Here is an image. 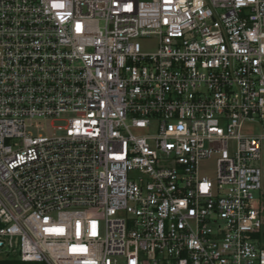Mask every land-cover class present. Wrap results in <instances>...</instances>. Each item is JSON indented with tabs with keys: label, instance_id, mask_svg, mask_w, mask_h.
Here are the masks:
<instances>
[{
	"label": "built area",
	"instance_id": "obj_1",
	"mask_svg": "<svg viewBox=\"0 0 264 264\" xmlns=\"http://www.w3.org/2000/svg\"><path fill=\"white\" fill-rule=\"evenodd\" d=\"M7 258L264 264V0H0Z\"/></svg>",
	"mask_w": 264,
	"mask_h": 264
},
{
	"label": "rangeland",
	"instance_id": "obj_2",
	"mask_svg": "<svg viewBox=\"0 0 264 264\" xmlns=\"http://www.w3.org/2000/svg\"><path fill=\"white\" fill-rule=\"evenodd\" d=\"M141 44L143 46L144 50L147 51H152V50H156L157 48V44H158V39L155 36H150V37H142L140 39ZM38 124H40V126H43V130H41L40 132H42L43 134H47V125L48 122L45 119H39L37 121ZM65 124L64 121H54L53 126L51 125V130L53 132L56 133H60L59 129L57 128L60 125ZM249 131L251 132H257L258 131V126L252 125L250 127H248ZM36 131V130H34ZM218 154H214L213 156H211L208 159H204L201 161L200 163V170L201 173L205 176H208L212 179H215L217 176V158H218Z\"/></svg>",
	"mask_w": 264,
	"mask_h": 264
},
{
	"label": "trees",
	"instance_id": "obj_3",
	"mask_svg": "<svg viewBox=\"0 0 264 264\" xmlns=\"http://www.w3.org/2000/svg\"><path fill=\"white\" fill-rule=\"evenodd\" d=\"M0 264H26V263L22 262L20 259L7 258V259H0Z\"/></svg>",
	"mask_w": 264,
	"mask_h": 264
},
{
	"label": "snow or ice",
	"instance_id": "obj_4",
	"mask_svg": "<svg viewBox=\"0 0 264 264\" xmlns=\"http://www.w3.org/2000/svg\"><path fill=\"white\" fill-rule=\"evenodd\" d=\"M62 6V5H61Z\"/></svg>",
	"mask_w": 264,
	"mask_h": 264
}]
</instances>
